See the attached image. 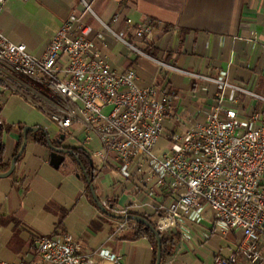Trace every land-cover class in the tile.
<instances>
[{"label": "crops", "instance_id": "crops-1", "mask_svg": "<svg viewBox=\"0 0 264 264\" xmlns=\"http://www.w3.org/2000/svg\"><path fill=\"white\" fill-rule=\"evenodd\" d=\"M92 10L97 18L82 16L92 29L91 51L99 53L111 69L133 68L138 85H154L157 98L167 96L164 130L152 149L155 156L168 149L170 134H182L201 123L214 103L217 88L194 75L223 74L248 89L256 96L240 95L242 115L259 113L264 120V0H95ZM80 12L78 0H5L0 31L39 57L61 23ZM115 14L119 15L113 25L117 31L126 17L134 23L151 20L150 42L126 36L144 55L108 35L100 39L104 29L97 19L108 23ZM60 61L64 64L66 56ZM40 78L20 74L0 59L1 163L10 165L21 147L25 126L37 128L27 132L13 172L0 177V261H30L35 258L37 237L69 232L84 250L111 253L119 257L118 264H155L157 245L146 234L134 236L137 223L133 226V220L122 219L111 209L128 206L129 214L151 220L156 209L168 202L169 193L148 174L146 163L142 162L136 177L125 179L114 154L101 160L96 155L101 143L96 134L87 133L82 121L59 132L50 114L58 107L68 110L69 103ZM44 134L54 146L60 143L64 149L89 156L94 169L91 184L108 213L93 200L75 155L65 154L57 168L49 163L51 150L38 141ZM60 135L63 139L57 142ZM123 221L128 229L122 237L112 238ZM161 236L168 240L169 251L160 264H214L217 254L228 255L235 248L241 233L225 231L205 209ZM256 245L264 258V235H259ZM94 258L98 264H113L104 255ZM238 263L247 264L242 257Z\"/></svg>", "mask_w": 264, "mask_h": 264}, {"label": "built area", "instance_id": "built-area-1", "mask_svg": "<svg viewBox=\"0 0 264 264\" xmlns=\"http://www.w3.org/2000/svg\"><path fill=\"white\" fill-rule=\"evenodd\" d=\"M78 1L81 12L70 14L61 23L39 57L30 54L24 43H15L0 31V59L27 77H43L41 81L52 93L68 101V110L58 107L50 114L59 132L74 121H82L87 133L96 134L101 143L96 155L104 160L107 154H114L125 179L136 177L141 164H147L148 174L169 193L168 202L160 205L150 220L159 235L184 218L198 217L208 209L225 231L241 233L235 248L228 255L217 254L214 264H239V257L247 264H264L256 245L259 235H264V120L259 113L242 115L239 99L240 95H256L229 82L223 74L194 75L217 88L214 103L201 123L182 134H170L168 149L155 156L152 149L164 130L167 96L157 98L154 85H138L133 68L111 69L99 53L91 51L92 29L82 16L97 18L92 10L95 0ZM4 2L0 0V13ZM118 18L115 14L108 23L97 19L104 29L100 39L108 35L144 55L126 36L150 42L151 20L134 23L126 17L123 28L117 31L113 25ZM63 55L64 64L60 61ZM111 212L130 213L128 206ZM128 227L126 221L121 222L111 237H122ZM95 255L119 263L118 256L106 251L84 250L69 232H55L36 238L34 259L0 264H98Z\"/></svg>", "mask_w": 264, "mask_h": 264}, {"label": "water", "instance_id": "water-1", "mask_svg": "<svg viewBox=\"0 0 264 264\" xmlns=\"http://www.w3.org/2000/svg\"><path fill=\"white\" fill-rule=\"evenodd\" d=\"M36 129L37 128H32V127H29V126H25L23 128V130H22V133H23V141H22L21 147L17 151V153L11 158L9 168L5 172L0 173V177L9 176L13 172L14 167H15V162L18 159V157L21 155V153H22V151H23V149H24V147L26 145V142H27V138H26L27 132L28 131H35ZM62 139H63V135H60L59 136V141L62 140ZM47 146L51 150L50 157H49V163L53 167H55V168H57L62 163V161L64 160V155L65 154H72V151H70V150L64 149L63 147L54 146L50 142L49 139L47 140ZM88 186H89V189H90V193L92 195V198L95 201V203L98 206V208L101 211L108 213L105 205H103L98 200L97 196L95 195L93 186L91 184V179L88 180ZM120 218H122V219H129V220H133L136 223H140L145 228L149 229L153 233V235L156 238V242H157L155 264H160V255H161L160 235L154 229L153 224L149 220H147L146 218H144V217H142L140 215L127 214V215H121Z\"/></svg>", "mask_w": 264, "mask_h": 264}, {"label": "trees", "instance_id": "trees-1", "mask_svg": "<svg viewBox=\"0 0 264 264\" xmlns=\"http://www.w3.org/2000/svg\"><path fill=\"white\" fill-rule=\"evenodd\" d=\"M47 140H48V137L46 134H44V136L42 138H40L38 141L44 143V144H47ZM59 142V140L57 141ZM59 147H60V143L58 144ZM18 151V149L16 150V152ZM72 154L75 155L77 158H78V161L82 167V170H83V173L86 177L87 180L91 179V176L93 174V165H92V162L89 158L88 155H86L84 152L82 151H79L77 149H72ZM1 155H2V145L0 143V171H6L9 167V164L6 162L4 164L1 163ZM85 158V160H83V157ZM150 221V220H149ZM137 226H138V229L136 231V233L134 234V236H138V235H141V234H146L151 240L152 242L154 243V245H157V242H156V238L155 236L153 235V233L145 228L142 224L140 223H137ZM160 247H161V255H160V262L163 260V257L164 255L169 251V246H168V240L165 239L163 236L160 235ZM154 264V261L153 263Z\"/></svg>", "mask_w": 264, "mask_h": 264}, {"label": "clouds", "instance_id": "clouds-1", "mask_svg": "<svg viewBox=\"0 0 264 264\" xmlns=\"http://www.w3.org/2000/svg\"><path fill=\"white\" fill-rule=\"evenodd\" d=\"M105 255H106V253H105Z\"/></svg>", "mask_w": 264, "mask_h": 264}]
</instances>
